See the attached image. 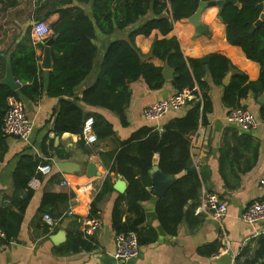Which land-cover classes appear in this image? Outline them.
<instances>
[{
	"label": "crops",
	"instance_id": "obj_1",
	"mask_svg": "<svg viewBox=\"0 0 264 264\" xmlns=\"http://www.w3.org/2000/svg\"><path fill=\"white\" fill-rule=\"evenodd\" d=\"M18 2L0 12V80L6 73V55L9 51L14 52L18 34L22 32L23 35L28 24L40 19L48 9L39 0ZM84 8L92 16L91 5ZM58 18L59 13L53 12L42 19L51 24ZM200 19L207 27L204 32L198 33L192 22L181 19L174 22L173 29L166 35L158 29L148 35L138 34L135 42L143 59L164 66V61L150 56L152 43L156 38L176 36L186 57L201 59L213 52H220L245 72L250 80L258 79L261 70L259 62L248 58L241 46L227 40V25L219 17V6L211 5L203 9ZM136 26L138 24L122 30L116 29L111 34L96 30L94 41L99 52L93 70L75 90L77 97H81L82 91L95 82L100 62L110 42L126 38ZM43 49L44 43L43 48L36 47L41 69L37 80L43 83V92L37 100L25 101L27 115L34 125L33 132L26 140L4 134L6 144L4 147L0 145V217L4 216L10 221L13 219L18 226L16 235L4 240L0 247V264H244L245 259L259 246V237L264 236L263 222L247 223L242 219L246 206L264 196V119L260 115L263 103L259 102L264 92L250 93L242 98L241 105L251 110L258 121L249 132H244L238 124L228 119L231 109L222 101L224 86L215 84L210 76L207 77L211 82L209 94L213 110L208 114V121L201 122L190 134L191 160L201 179L200 198L203 192L217 193L227 204V212L221 219H217L199 212V204L193 209L189 203V218H184L178 224L175 234H169L158 217L156 206L160 197L152 193V185L148 188L151 197L141 201L145 219L140 230L146 236L147 231L152 229L156 238L141 244L138 257L122 262L113 256L116 247L113 208L117 197L127 190L128 181L124 176L109 170L101 152L119 149L122 140L128 139L144 126H155L162 130L171 119L185 115L188 106L170 110L157 120L145 117L143 111L147 105L177 93L172 84L173 78L165 79V84L158 89L150 88L143 78L133 81L131 98L126 108L127 124H123L113 111L77 98L76 102L85 112L101 114L114 129V134L108 138L98 139L94 144L87 143L84 138L85 142L80 145L81 134L68 131L56 134L52 130L60 110L61 98L47 93L53 57L51 66L43 67ZM19 83L21 86L22 81ZM194 88L198 90L197 85ZM44 144L48 154L42 151ZM57 151L69 152L70 155L60 158ZM24 153L42 156L52 165L50 173L39 177V186L33 189L32 194L28 187L17 189L15 182L16 166ZM59 162L68 163L65 170L60 169ZM89 162L96 164L99 174L92 177L87 175ZM153 163L159 165L158 153L154 154ZM108 174L114 183V190L98 203V217L103 222L102 227L92 235H85L82 219L90 214L91 203ZM120 179L125 183L123 192L115 188V183ZM64 180L68 184H63ZM90 183L93 187L86 188ZM45 193H67L73 196L68 200L53 197V201L51 199L46 203L43 201ZM42 207L53 210V214L60 219L55 227L47 228ZM120 207L123 219L133 217L126 201L123 200ZM70 208L73 214L68 213ZM75 232H81L85 237L92 236L94 247L67 252V239L70 233ZM245 249H248V255L242 254Z\"/></svg>",
	"mask_w": 264,
	"mask_h": 264
},
{
	"label": "trees",
	"instance_id": "obj_2",
	"mask_svg": "<svg viewBox=\"0 0 264 264\" xmlns=\"http://www.w3.org/2000/svg\"><path fill=\"white\" fill-rule=\"evenodd\" d=\"M47 12L38 18L48 17L53 12L59 13V18L51 23L53 33L57 35L52 44L53 66L49 71L47 93L58 96L60 110L52 130L56 134L66 131L81 134L83 137L84 122L87 117L94 118L93 131L98 139H105L114 134L112 124L101 114L85 112L76 99L93 106L107 108L116 113L123 124H127L126 108L131 98V83L144 79L150 88H161L166 80L163 75V65L143 59L141 50L137 47L135 38L138 34L148 35L158 29L163 35L168 34L174 22L194 14L201 1L204 0H39ZM238 7L233 2L223 6L222 20L227 25V40L241 46L248 58L259 62L261 70L258 79L250 80L248 75L236 67L231 60L220 52H213L207 62L200 58L186 57L176 36L154 39L150 56L162 61H168L174 69L172 79L177 92L191 89L197 100L187 103L188 110L182 117L168 121L163 129L155 126H144L134 132L128 139L121 141V147L110 152H101L105 165L126 178L127 190L120 194L113 208V227L116 232L135 231L140 244L152 242L156 238L154 230L149 229L143 236L140 226L145 219L141 201L151 197L153 185L151 169L153 156L159 154V166L168 174L177 175L176 180L167 189L163 197L158 198L157 213L164 229L169 234H175L178 224L189 218L187 204L195 209L199 204L201 194V179L192 163L190 153V134L199 124L208 121V114L213 110V101L209 94L211 77L215 84L223 85L222 101L230 109L242 106V98L250 93L264 92V20L254 30L252 26L259 19L264 7L259 3L264 0H239ZM0 12L8 6H15L18 0H0ZM90 4L92 16L84 6ZM32 21V20H31ZM126 38H118L110 42L99 65L95 82L82 91L81 97L75 94L76 88L87 78L95 66V58L99 48L95 43L96 30L111 34L116 29L136 25ZM32 24L15 40L16 48L12 53L11 62L15 78L22 81L18 90H12L0 82V145L6 144L3 132V120L7 112V98L16 96L24 101H35L43 92V83L38 82L37 74L41 70L36 47L43 43H34ZM20 35L22 36L19 39ZM19 39V40H18ZM5 64V59H4ZM230 73V79L224 84V79ZM198 86V90L194 89ZM200 101V105L196 102ZM264 119V103L260 110ZM6 148V147H5ZM42 151L46 154V144ZM60 158L69 157V152L57 151ZM47 163L42 156L24 153L21 155L15 170L17 189L29 187L30 179L37 175L40 164ZM114 190L110 174L104 179L96 193L90 209V216H98V203ZM72 194L45 193L43 201L47 203L53 197L68 200ZM52 199L51 201H53ZM128 204V211L133 214L123 219L122 201ZM44 213L54 217L53 210L42 207ZM0 226L5 231V239L16 235L18 226L15 221L0 217ZM47 228L48 225H47ZM259 246L254 253L245 259L244 264H264V236L259 237ZM66 251L92 249L93 237H85L81 232L70 233L66 242ZM248 255V249L242 253Z\"/></svg>",
	"mask_w": 264,
	"mask_h": 264
},
{
	"label": "built area",
	"instance_id": "obj_3",
	"mask_svg": "<svg viewBox=\"0 0 264 264\" xmlns=\"http://www.w3.org/2000/svg\"><path fill=\"white\" fill-rule=\"evenodd\" d=\"M53 33L50 23L47 20L36 21L31 30L33 41L36 43L43 38L50 36ZM197 89V88H194ZM197 99L191 89H184L182 92H177L174 95L150 103L144 108V115L148 119L157 120L163 117L170 110H177L187 106L191 100ZM7 112L3 120V132L6 135L16 136L21 139H29L34 125L26 112V102L22 98L9 96L7 98ZM229 121H232L241 127L243 130L254 128L258 121L255 114L244 106H237L230 110L228 114ZM94 118L89 116L86 118L83 127V135L87 143L94 144L98 141L96 133L93 131ZM52 171L50 162L40 164L37 172L48 174ZM68 184L67 180L62 182ZM39 186V176H33L29 181V187L34 189ZM93 187L90 183L86 188ZM199 212L211 215L214 218L221 219L227 212V204L221 197L214 192H203L197 207ZM73 214L72 208L68 211ZM48 227L53 228L59 223V218L52 216L50 213L43 214ZM242 219L247 223H264V196L258 200L248 204L242 213ZM102 220L98 216H85L82 219V230L85 235H92L102 227ZM5 231L0 226V247L5 239ZM115 250L114 258L119 261L127 262L140 255L141 244L139 237L135 231L115 232Z\"/></svg>",
	"mask_w": 264,
	"mask_h": 264
},
{
	"label": "water",
	"instance_id": "obj_4",
	"mask_svg": "<svg viewBox=\"0 0 264 264\" xmlns=\"http://www.w3.org/2000/svg\"><path fill=\"white\" fill-rule=\"evenodd\" d=\"M227 2H233L235 3L238 7H241L242 3L239 0H204L201 1L199 7L197 8L196 12L192 14L191 16L187 18H182L184 21H190L195 25L196 31L199 32H204L207 27L206 25H203L201 22V12L203 9H205L208 6L211 5H218L219 6V17L222 19V10L223 6ZM258 6L260 8L264 7L263 3H259ZM264 20V11L261 13L259 19L256 21V23L252 26L251 30H254L257 26H259ZM57 37V35H50L48 37H45L42 39V43H44V49H43V55H42V66L43 67H50L51 66V61H52V56H51V48L54 39ZM11 57H12V51H9L6 55V73L4 77L0 80L1 83H4L8 85L12 90H18L20 88V83L19 81L15 78L13 74V69H12V62H11ZM210 58V55H205L201 58L202 62H207ZM163 75L165 79H172L174 76V69L170 66L168 61L164 62L163 66ZM230 79V73L226 76L224 79V84H227ZM259 102L264 103V97H261L259 99ZM196 105H200V101L196 102ZM244 132H249L248 130H243ZM64 164V165H62ZM68 165L67 162H59L58 166L60 169L65 170L66 166ZM99 174L97 171L96 164L93 162L88 163L87 167V175L89 177L95 176L96 174ZM151 177L153 179V191L152 193L155 196L158 197H163L164 194L166 193L167 189L173 184L175 181V175L173 174H168L165 173L159 165H154L153 168L151 169ZM115 188L118 189L119 191L123 192L125 191V183L123 180H118L115 183Z\"/></svg>",
	"mask_w": 264,
	"mask_h": 264
},
{
	"label": "rangeland",
	"instance_id": "obj_5",
	"mask_svg": "<svg viewBox=\"0 0 264 264\" xmlns=\"http://www.w3.org/2000/svg\"><path fill=\"white\" fill-rule=\"evenodd\" d=\"M36 21H37V20L30 22V23L28 24V26H29L30 24H32V26H33V24H34Z\"/></svg>",
	"mask_w": 264,
	"mask_h": 264
}]
</instances>
